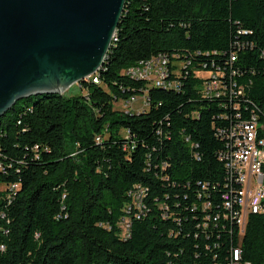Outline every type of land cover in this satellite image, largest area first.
<instances>
[{
  "label": "trees",
  "instance_id": "trees-1",
  "mask_svg": "<svg viewBox=\"0 0 264 264\" xmlns=\"http://www.w3.org/2000/svg\"><path fill=\"white\" fill-rule=\"evenodd\" d=\"M159 53L185 61L180 88L124 73ZM218 69L235 93L204 97L197 72ZM97 77L84 94L26 97L0 117V264H229L237 226L198 225L229 190L218 129L256 114L264 137V0H126ZM146 91L147 109L116 106ZM136 184L148 212L124 238ZM241 247L264 264V213L249 216Z\"/></svg>",
  "mask_w": 264,
  "mask_h": 264
},
{
  "label": "water",
  "instance_id": "water-1",
  "mask_svg": "<svg viewBox=\"0 0 264 264\" xmlns=\"http://www.w3.org/2000/svg\"><path fill=\"white\" fill-rule=\"evenodd\" d=\"M126 0H0V117L97 73Z\"/></svg>",
  "mask_w": 264,
  "mask_h": 264
},
{
  "label": "built area",
  "instance_id": "built-area-1",
  "mask_svg": "<svg viewBox=\"0 0 264 264\" xmlns=\"http://www.w3.org/2000/svg\"><path fill=\"white\" fill-rule=\"evenodd\" d=\"M232 61L236 59V55L231 57ZM102 68V67H101ZM185 70V61L172 59L166 53H159L153 55L151 58L143 59L135 65L129 67L124 73L132 79L145 80L149 83L166 82L170 83L171 89L180 88V81L178 77L182 76ZM98 73L86 78L89 80L93 77V81H98ZM175 75L176 78H171ZM234 75V72H233ZM197 76L204 78L201 94L204 97H223L234 94L232 91L236 85L233 81L226 82V72L218 69L213 71L201 70L197 72ZM79 86L81 83H77ZM230 91V92H229ZM243 88H239L238 93L242 94ZM138 96H132L130 99L119 100L126 111H130L134 102L137 101ZM148 105L147 91L144 94V107L139 109L143 111ZM236 110L239 105H235ZM238 121L232 122L228 127H221L218 129L217 135L221 140L225 141V148L219 152V158L225 163L228 172L229 189L223 194L222 213L215 212L213 215L206 214L205 222L199 224L198 228H206L209 221H217L225 219L238 228V244L231 248L229 264H252L249 261L243 260L241 240L245 234L246 226L249 216L251 214L264 213V137L260 135V129L263 127L259 122V117L252 114L249 119L241 120V115L237 113ZM161 131H158L160 134ZM130 138V134L126 135ZM96 140L100 142L101 136H97ZM125 150H130L128 144L124 146ZM166 163H164V167ZM1 168V164H0ZM18 185H13L17 188ZM206 185H203L205 189ZM132 209L126 211L128 214L121 221L122 236L124 238L130 237V229L132 225V216L136 219H142L147 215L148 206L146 204V197L148 195V188L141 184H136L130 191ZM198 198H201L199 194ZM212 208L210 201H203L200 205L192 204L193 210L206 211ZM159 209L162 211V218L169 219L174 217V211L167 202H159ZM180 224V222H179Z\"/></svg>",
  "mask_w": 264,
  "mask_h": 264
},
{
  "label": "rangeland",
  "instance_id": "rangeland-1",
  "mask_svg": "<svg viewBox=\"0 0 264 264\" xmlns=\"http://www.w3.org/2000/svg\"><path fill=\"white\" fill-rule=\"evenodd\" d=\"M70 90H72L78 94H84L86 92L85 90L81 91L78 84L73 85L65 93H68ZM143 105H144V95L141 94L140 96L137 97V101L134 102L131 107H128V109H130L133 113H137L139 111V109L144 107ZM116 106L118 108H121V109H126V108H123V106L120 103H117ZM147 107H148V105L146 106V109H147ZM123 132H125V131L123 130ZM0 189H2V190L6 189V185H0Z\"/></svg>",
  "mask_w": 264,
  "mask_h": 264
},
{
  "label": "bare ground",
  "instance_id": "bare-ground-1",
  "mask_svg": "<svg viewBox=\"0 0 264 264\" xmlns=\"http://www.w3.org/2000/svg\"><path fill=\"white\" fill-rule=\"evenodd\" d=\"M115 34H116V33H115ZM114 37H115V35H114ZM113 39H114V38H113ZM112 43H113V42H112ZM99 71H100V70H99ZM99 71H98V72H99ZM98 72H97V73H98ZM156 83H159V84H160L161 82H156Z\"/></svg>",
  "mask_w": 264,
  "mask_h": 264
}]
</instances>
